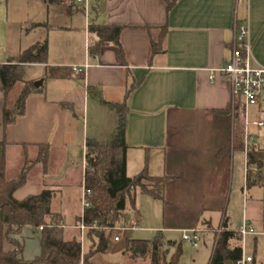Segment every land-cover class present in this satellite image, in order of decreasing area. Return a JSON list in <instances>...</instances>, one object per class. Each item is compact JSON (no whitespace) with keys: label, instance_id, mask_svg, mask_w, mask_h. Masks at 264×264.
I'll return each instance as SVG.
<instances>
[{"label":"crops","instance_id":"0c3cea01","mask_svg":"<svg viewBox=\"0 0 264 264\" xmlns=\"http://www.w3.org/2000/svg\"><path fill=\"white\" fill-rule=\"evenodd\" d=\"M97 1L103 3L102 11L92 19V0L88 15L81 4L68 2L84 17L86 32L81 48L63 37L54 40L46 36L32 44H23L17 38L11 41V34L8 37L0 63L38 42L47 41L49 48L46 63L25 65V80L33 84L42 80L41 92L27 98L25 113L7 127L2 122L5 97L0 91V162L13 178L28 167L25 182L15 197L36 174L42 187L54 190L51 210L61 214L66 237L79 236L82 254L87 253L93 240L87 231L81 233V223L76 222L84 210L79 202L84 190L86 140L93 137L106 142L112 138L117 117L103 101L122 102L133 84L127 98V176L134 177L147 167L151 176L166 177L163 199L138 190L135 208H129L126 228L108 230L123 232L122 245L119 247V236L108 238L107 250L95 255L94 264H150L149 255L134 257L127 252V241L156 237L168 243L162 247L168 259L176 244L183 247L185 229H205L200 241L212 240L215 245L216 229L236 231L244 222L253 224L257 234L233 239L231 245H242L243 256H253L255 264H264V198L249 199L246 154L231 148V84L222 73H217L213 81L209 78L211 70L229 61L237 23L249 24L252 63L264 66V0H171L174 5L170 10L166 0ZM56 6L61 10L62 21L50 20L48 13L47 20L33 22V28L47 26L61 33L81 32L74 21L79 14L68 5ZM92 21L123 26L125 62L113 44L105 45L99 55L89 53L88 26ZM164 25L168 28L163 43L165 52L151 58L150 38H157ZM86 61L91 67L85 75L71 72L70 65ZM20 89L18 84L12 91L10 105L15 103ZM263 96L264 92L259 104L251 108L253 114H264ZM89 119L111 122L106 125L98 120L96 129L90 131ZM79 120L84 131L78 140ZM260 128L264 133V128ZM43 144L48 145L45 162L39 158L45 152L41 149ZM76 153L81 156V168L74 160ZM71 185L80 190L75 210L69 208L66 196ZM240 205L241 216L236 215L234 208ZM70 215L74 220L66 222ZM40 227L25 225L14 235L23 244L21 256L25 260H33L42 252ZM4 249L11 251L15 246L5 241ZM212 254L205 264H209Z\"/></svg>","mask_w":264,"mask_h":264},{"label":"trees","instance_id":"16d2710c","mask_svg":"<svg viewBox=\"0 0 264 264\" xmlns=\"http://www.w3.org/2000/svg\"><path fill=\"white\" fill-rule=\"evenodd\" d=\"M167 1V10L174 1ZM37 26V25H36ZM123 26L99 24L92 21L88 26L89 53L99 55L107 44H113L117 54L125 60V51L121 42ZM167 25L160 27L157 38L151 36V58L165 52L163 43L167 33ZM48 42H38L24 50L20 55L11 57L6 63H0V91L4 95L3 125L7 127L26 111L27 98L33 93L41 92L32 81L25 80V65L28 63H46L48 59ZM20 84L21 89L13 105L9 104L12 91ZM131 84L127 88L122 102H106L117 117V125L109 141H99L88 137L86 140L84 188L90 193L86 195L89 206L77 218V224L84 222L92 226L87 230V236L93 240L89 251L82 254V243L77 235L66 237L62 227L63 218L60 213L51 210V200L54 190L44 189L38 194H31L23 199L15 197V192L25 182L28 167L17 177H10L0 162V264H94V257L107 250L109 246L108 230L116 226H126L129 223V208H135L138 190L147 192L156 198L163 199L166 177H153L145 167L134 177L127 176V98L133 90ZM233 137L231 148L234 151H245V119L240 105L233 111ZM39 157L44 162L48 156V145H41ZM246 163L249 169L246 188L257 184L264 186V146L251 144L246 151ZM256 167L258 173L252 177L250 172ZM129 202V207L127 204ZM50 217V221L47 218ZM43 227L42 252L33 260H25L21 253L23 244L14 237L23 226ZM97 239V244L94 243ZM241 239L232 230L223 228L215 234V245L209 264H235L243 256L242 245H231V240ZM5 241L15 246L14 250L5 251ZM127 252L132 256H150V264H179L183 254L181 243L175 245L171 258L167 259V251L162 249L161 237L153 240L131 239L127 241Z\"/></svg>","mask_w":264,"mask_h":264},{"label":"rangeland","instance_id":"374dc122","mask_svg":"<svg viewBox=\"0 0 264 264\" xmlns=\"http://www.w3.org/2000/svg\"><path fill=\"white\" fill-rule=\"evenodd\" d=\"M69 0H63L61 2H55L50 0H0V60H3V54L5 45L8 41V37L10 38L11 34V41L17 38L20 40L23 44H32L33 42H37L38 40H42L43 38L50 37L51 39H60L63 37L64 41H68L69 43L72 42L73 44H76L78 48H81L84 43V33L86 32V26L84 17L82 14L77 10L76 6H71L70 3H68ZM94 3V4H93ZM57 4H63L68 5V7L73 10V13H78L79 16L74 18L75 24H78V26L81 28L79 33H61L57 29H50L47 26H44L42 28H33L32 23L35 21H43L47 20V14L49 13L50 20H57L58 22L62 21L63 18H61L60 15V8H58ZM90 7L89 16L91 15V19L95 18L98 14L102 11V5L103 3H98L97 0H92ZM94 5V7H93ZM83 6V5H81ZM83 8V7H82ZM32 30V33H29V31ZM29 33V34H28ZM1 62V61H0ZM264 99V96H263ZM262 109L264 108V100L261 103ZM253 110V109H252ZM251 120H262L264 119L263 113H255L253 114L251 111ZM98 120L100 119H89L88 124L90 131L91 128H95V125L98 123ZM103 124V122L107 125V123L111 122V119H101L100 120ZM114 122H116V119H114ZM96 129V128H95ZM260 127L257 126H250V131L253 133V135L257 136L255 143L261 147L264 146V133L261 132ZM94 130V129H93ZM84 127L82 125V121L79 120L78 124H76V132H77V138L78 140L83 135ZM108 140V139H107ZM79 154L76 153L74 160L76 164H78L79 168H81V156H78ZM33 160V158H30V161ZM16 172L20 170L22 167L21 165H17ZM258 173V170L256 167L252 168V171L250 174L252 177H254ZM74 178L76 176L75 173ZM73 178V181L75 183V179ZM73 183V184H74ZM46 189V187H42L40 185V182L38 180V176L34 174V177L31 178V182L21 188L17 194L16 198L23 199L31 194H38L41 191ZM51 189V188H50ZM249 194L248 197L251 200L256 199H263L264 198V187L261 186H252L249 188ZM80 196V190L75 186L71 185L66 190V196L67 200L69 202L68 206L71 210L76 209V198L77 196ZM59 196V195H58ZM55 203V202H54ZM83 204V202H79V206ZM54 207H57L56 203L53 204ZM236 215L240 213V216L243 215V208L239 206H234ZM75 217L73 215L68 216L66 219V222H71L74 220ZM71 220V221H69ZM148 235H151V233H146ZM114 236H119L122 238V241L119 243V247L123 243L124 234L122 231H115L110 230L108 231V238L114 240ZM174 236V235H173ZM175 237H178L176 234ZM183 241V254L180 257L179 264H205L206 260L209 261L212 250L214 248L212 240L209 241H200L199 247H195L191 242L182 240ZM162 247H166L168 243L165 241V239L161 238ZM172 255V251L169 252L168 259H170Z\"/></svg>","mask_w":264,"mask_h":264},{"label":"built area","instance_id":"2783aa9c","mask_svg":"<svg viewBox=\"0 0 264 264\" xmlns=\"http://www.w3.org/2000/svg\"><path fill=\"white\" fill-rule=\"evenodd\" d=\"M76 3L83 5L85 14L88 15V9L90 7L91 0H74ZM250 29L247 22L237 23L235 27L234 44L232 47V53L229 61L222 67L211 70L210 80L213 81L217 73L224 74L231 84V92L233 97L232 111L234 115V109L236 105H240L243 110V116L245 119V154L248 147L255 143L257 136L253 135L250 131V126H257L264 128V119L251 120V108L259 104V101L264 92V66L253 65L251 45L249 40ZM91 67V63L86 61L82 64L70 65V70L75 75H85L88 69ZM249 169L246 163V174L248 175ZM90 191L84 188L83 190V207H88L89 202L86 199V195ZM96 227V224L89 226L84 222H81L79 228L81 233H84L92 228ZM43 228L42 226L40 227ZM125 226H118V230L125 229ZM223 230L222 227L216 229L218 234ZM206 231L200 228L185 229L182 231V239L191 242L195 247L199 245L201 239V233ZM240 237H244L249 234H257L256 227L248 222H244L238 230L235 231ZM82 235V236H83ZM118 239V237H116ZM235 264H255L253 256H242Z\"/></svg>","mask_w":264,"mask_h":264},{"label":"water","instance_id":"95a60500","mask_svg":"<svg viewBox=\"0 0 264 264\" xmlns=\"http://www.w3.org/2000/svg\"><path fill=\"white\" fill-rule=\"evenodd\" d=\"M41 84H42V80L35 81V83H34V85H35L36 87H39ZM225 226H227V225H225ZM228 264H231V262L229 261Z\"/></svg>","mask_w":264,"mask_h":264}]
</instances>
